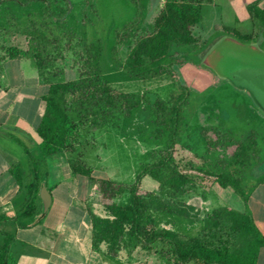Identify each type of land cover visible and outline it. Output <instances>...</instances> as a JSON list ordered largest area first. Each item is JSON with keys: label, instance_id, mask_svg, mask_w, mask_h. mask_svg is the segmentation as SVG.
Returning a JSON list of instances; mask_svg holds the SVG:
<instances>
[{"label": "rangeland", "instance_id": "1", "mask_svg": "<svg viewBox=\"0 0 264 264\" xmlns=\"http://www.w3.org/2000/svg\"><path fill=\"white\" fill-rule=\"evenodd\" d=\"M22 1L24 3L19 0H0V59L7 58L9 48L12 47L28 50L31 36L24 32L28 29H40L50 39L42 57L49 60L47 73L50 80L57 83L59 80L65 81L66 70H72L77 73V80L89 79L108 85L116 97L119 108L108 109L110 115H101L100 126L92 122V117L83 121L75 110L70 112L79 125L75 138L76 144H79V155L87 156L84 161L100 179L131 187L146 166L165 155L169 130L161 123V115L156 113L155 102H165L171 108L172 99L182 94L183 88L186 89L188 103L183 106L182 132L173 155L181 170L192 176L196 190L192 188V193L178 199L179 201L172 200L168 194L162 193L157 182L146 177L140 185L139 193L145 195L155 191L163 202L168 203L169 209L176 213L175 206L179 203L187 206L189 199L195 194H203L209 198L208 195H213V190H218L219 185L214 178L204 177L196 169L208 163L228 161L239 143L251 136L255 137V134L261 151L259 160L256 162L254 159L253 163L260 165L264 161V117L248 96L236 91L225 79L215 74L218 71L211 74L207 68L200 66L204 50L220 36L216 38L214 34L209 35L208 29L202 36H211L210 39L198 38L196 44L187 46L184 51H178L172 46L170 51L176 62L160 78L133 80L113 60L124 63L137 41L152 32L156 18L165 7V0ZM50 3L51 10L46 11L45 8ZM62 9L68 10L64 17L59 16ZM131 23L134 26L126 34L124 27ZM251 26L249 23L240 29L246 33ZM199 27L204 26L201 24ZM256 31L258 34L251 38L237 33H232L231 36L243 44H249L256 42L258 37H262L261 34L264 35L258 24ZM56 38L59 39L57 42ZM113 52H116V56ZM96 56L99 57V62L90 64V59L93 60ZM208 61L212 65L211 60ZM97 68L102 69V74L91 76L90 73ZM201 71L204 75L213 76L209 85L202 83L204 76L201 77ZM11 72L16 71L13 69ZM119 94L139 95L142 106L129 113L123 99L118 97ZM78 102V94L68 95L66 107L76 109ZM9 140L7 137L5 141ZM214 142L216 145L212 144ZM127 196L125 194L119 201H126ZM217 199L228 205L224 196L219 194ZM218 206L215 203L209 210H202L197 216L199 221L196 226L189 230L179 228L181 234H198ZM162 215L164 213L160 214ZM172 217L175 219V216ZM180 226H183L182 223ZM223 237V240L233 242L234 236H230L227 231L223 232ZM215 242L219 241L215 239Z\"/></svg>", "mask_w": 264, "mask_h": 264}, {"label": "trees", "instance_id": "2", "mask_svg": "<svg viewBox=\"0 0 264 264\" xmlns=\"http://www.w3.org/2000/svg\"><path fill=\"white\" fill-rule=\"evenodd\" d=\"M19 1L24 3L22 0ZM165 1V7L156 18L152 32L137 41L124 63L113 60L133 80L160 78L176 62L170 51L172 46L178 51H184L187 46L197 43L192 30L200 22L201 0ZM51 7L50 3L45 10L50 11ZM67 11L62 9L59 16H66ZM249 11L253 20L264 31V10L253 6ZM133 26L134 23L126 25L124 32L129 34L128 31ZM24 33L31 36L28 50L9 48L8 57L1 58L0 63L7 59L30 60L49 82L50 92L46 97V112L38 128V134L42 138L38 152L28 151L25 162H19L12 169L24 193V202L19 206L15 216L0 214V226L13 219H19L21 225L33 219L32 224H36L45 216L40 212V190L47 177L46 159L61 152H75V138L78 135L76 130L79 125L70 115L71 111L75 110L83 121L92 117V122L100 126L101 115L103 117L110 115L108 109L119 108L115 95L106 84L82 78L67 83L50 80L51 77L47 73L49 60L42 58L43 50L48 48L50 42L48 35L40 29H28ZM55 40L57 42L59 39ZM113 55L116 56V52H113ZM89 62L97 64L99 57L96 56ZM92 74L100 76L102 69L97 68L90 73L91 76ZM182 91V94L172 99L171 108L165 102H155L156 113L158 116L161 115V123L169 130L166 152L159 161L146 166L131 187L108 179L96 180L93 178V169L88 167L81 155L78 154V157L71 159L70 164L76 174L98 181L101 202L108 213L106 218H102L90 211L94 229L93 248L99 251L100 246L106 243L109 253L113 256H117L121 249H126L131 254L137 249H142L147 253L156 252L164 258L174 257L177 264H256L259 249L264 247V238L249 215L228 207H219L212 211L206 225L198 234L182 235L175 228L178 220H184L188 224L199 221L197 216H192L188 205L182 206L179 203L175 206L176 215L155 191L145 195L139 193L140 185L146 177L157 182L162 193L168 194L172 200L191 194L192 188L196 190L192 176L181 170L173 155L182 132L183 106L188 103L186 89L183 88ZM77 94L79 95L77 108L66 107L68 95ZM118 97L123 99L129 113L142 106L139 95L119 94ZM258 141L255 134V137L251 136L239 143L228 161L208 163L196 170L204 174V177L214 178L221 188L233 189L247 201L249 193L258 185L252 174L253 168L257 165L253 160L256 162L259 160L261 151ZM212 144L216 145L215 142ZM125 194H128L126 201L120 202ZM163 213L164 215L160 216ZM224 231L234 236L235 243L223 240ZM215 239L219 242H215Z\"/></svg>", "mask_w": 264, "mask_h": 264}, {"label": "crops", "instance_id": "3", "mask_svg": "<svg viewBox=\"0 0 264 264\" xmlns=\"http://www.w3.org/2000/svg\"><path fill=\"white\" fill-rule=\"evenodd\" d=\"M253 6L264 10V0H201V18L192 30L193 36L210 39L211 36H202L209 29V35L214 34L216 38L232 33L245 38L255 37L258 34L257 23L249 11ZM249 23L251 29L242 32L240 27ZM201 24L204 27L200 28ZM29 61L17 58L0 63V132L5 137L0 139V214L15 216L23 204L24 193L12 169L19 162H25L28 151L37 153L42 143L38 128L46 112L50 84ZM13 69L16 72H11ZM200 74L204 76L202 83L209 85L213 81L210 74L204 75L202 71ZM64 76L67 79L59 82L78 79L77 73L72 70H66ZM9 128L26 133L31 142L7 131ZM7 137L9 142L5 141ZM74 146L75 152H61L46 159L47 177L44 182L51 192L53 203L42 220L32 224L31 219L21 225L19 219H13L0 226V264H177L174 257L164 258L156 252L147 253L142 249L133 254L121 249L117 256H113L106 243L100 246L99 251L93 248L94 229L90 211L102 218H106L108 213L101 202L96 181L100 178L94 169L93 178L96 180L73 171L70 161L79 156V144L75 142ZM82 160H87V156ZM258 167L259 164L253 172V180L258 185L249 193L247 201L233 189L218 186L213 195H208L209 198L195 194L189 199L187 205L192 216H198L202 210H209L216 203L218 207H228L249 215L264 238V174L256 170ZM219 194L227 199L228 205L221 199L216 200ZM40 204L41 212L42 201ZM177 222L175 228L179 233V228L189 230L197 224ZM181 223L184 227L180 226ZM256 264H264V247L259 249Z\"/></svg>", "mask_w": 264, "mask_h": 264}, {"label": "water", "instance_id": "4", "mask_svg": "<svg viewBox=\"0 0 264 264\" xmlns=\"http://www.w3.org/2000/svg\"><path fill=\"white\" fill-rule=\"evenodd\" d=\"M261 35L258 41L249 44H243L231 35L221 36L204 50L200 58V66L207 68L211 74L218 71L220 74L218 72L215 74L225 79L236 91L248 96L264 115V36ZM208 60H211L212 65ZM7 131L19 134L31 142V138L26 133L13 128ZM3 138L5 137L0 132V139ZM256 170L264 174V162ZM40 199L41 213L47 214L51 209L53 198L45 182L42 183Z\"/></svg>", "mask_w": 264, "mask_h": 264}]
</instances>
